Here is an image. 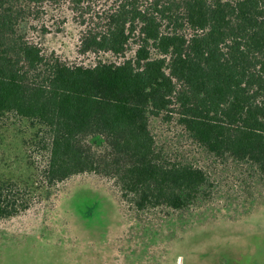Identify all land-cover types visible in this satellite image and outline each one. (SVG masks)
Instances as JSON below:
<instances>
[{
    "label": "trees",
    "instance_id": "1",
    "mask_svg": "<svg viewBox=\"0 0 264 264\" xmlns=\"http://www.w3.org/2000/svg\"><path fill=\"white\" fill-rule=\"evenodd\" d=\"M69 21L92 62L44 46ZM9 115L46 160L32 184L0 177V222L32 208L38 182L80 174L138 213L193 208L208 174L162 147L153 122L264 184V0H0V136Z\"/></svg>",
    "mask_w": 264,
    "mask_h": 264
},
{
    "label": "rangeland",
    "instance_id": "2",
    "mask_svg": "<svg viewBox=\"0 0 264 264\" xmlns=\"http://www.w3.org/2000/svg\"><path fill=\"white\" fill-rule=\"evenodd\" d=\"M50 25L52 22L50 20ZM42 39L71 63L80 29L71 21ZM0 177L34 181L45 154L35 129L13 115L1 121ZM160 144L208 174L210 193L183 211L135 212L112 182L80 174L54 187L38 182L32 208L0 222V264H264V184L246 164L207 157L174 124L152 123Z\"/></svg>",
    "mask_w": 264,
    "mask_h": 264
}]
</instances>
